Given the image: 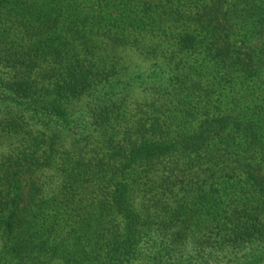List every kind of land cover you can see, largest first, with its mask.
Instances as JSON below:
<instances>
[{
  "label": "trees",
  "instance_id": "trees-1",
  "mask_svg": "<svg viewBox=\"0 0 264 264\" xmlns=\"http://www.w3.org/2000/svg\"><path fill=\"white\" fill-rule=\"evenodd\" d=\"M0 264H264V0H0Z\"/></svg>",
  "mask_w": 264,
  "mask_h": 264
}]
</instances>
